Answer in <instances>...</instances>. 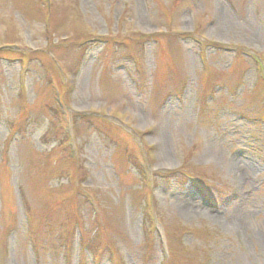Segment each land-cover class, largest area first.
<instances>
[{"label":"rangeland","instance_id":"rangeland-1","mask_svg":"<svg viewBox=\"0 0 264 264\" xmlns=\"http://www.w3.org/2000/svg\"><path fill=\"white\" fill-rule=\"evenodd\" d=\"M259 59L264 0H0V264H264Z\"/></svg>","mask_w":264,"mask_h":264}]
</instances>
